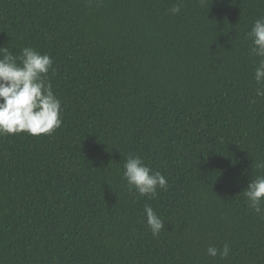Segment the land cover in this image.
Masks as SVG:
<instances>
[{
    "label": "trees",
    "instance_id": "trees-1",
    "mask_svg": "<svg viewBox=\"0 0 264 264\" xmlns=\"http://www.w3.org/2000/svg\"><path fill=\"white\" fill-rule=\"evenodd\" d=\"M260 17L264 0H0V47L51 57L62 121L0 136V264H264L243 195L264 175ZM129 155L167 190L130 189Z\"/></svg>",
    "mask_w": 264,
    "mask_h": 264
},
{
    "label": "clouds",
    "instance_id": "clouds-1",
    "mask_svg": "<svg viewBox=\"0 0 264 264\" xmlns=\"http://www.w3.org/2000/svg\"><path fill=\"white\" fill-rule=\"evenodd\" d=\"M180 5L170 9L179 13ZM251 41V52L259 57L254 80L258 87L256 95L264 97V17L256 19L246 34ZM52 66L48 54H40L31 47L21 49L19 56L13 55L5 46L0 47V136L27 132L30 135L51 134L61 126V101L54 94L47 74ZM255 167L264 170V160ZM123 177L130 189L141 196L153 198L157 189L167 190V178L153 171L139 156L129 155L123 164ZM248 207L264 218V175L250 180L243 189ZM144 212L146 223L153 236L160 234L164 221L148 205ZM230 246H209L207 254L224 259L229 256Z\"/></svg>",
    "mask_w": 264,
    "mask_h": 264
}]
</instances>
